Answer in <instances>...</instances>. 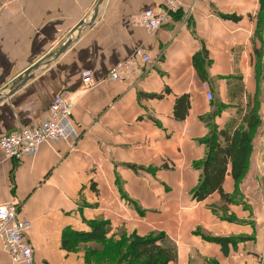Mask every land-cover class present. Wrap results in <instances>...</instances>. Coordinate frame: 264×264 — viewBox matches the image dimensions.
Listing matches in <instances>:
<instances>
[{
    "label": "crops",
    "instance_id": "0c3cea01",
    "mask_svg": "<svg viewBox=\"0 0 264 264\" xmlns=\"http://www.w3.org/2000/svg\"><path fill=\"white\" fill-rule=\"evenodd\" d=\"M163 1L104 0L96 19L77 27L90 23L99 0H0V138L42 122L61 92L75 102L80 134L23 159L0 148V203L14 201L19 219L32 223L36 264H85L62 237L97 219L111 234L164 231L178 249L172 264H264V0H183L156 32L133 23ZM139 46L154 57L152 67L141 66L135 83L108 79ZM84 70L94 84L83 82ZM184 95L190 105L179 119ZM238 101L261 118L248 172L238 188L226 177L223 188L234 195L227 208L218 192L197 201L205 140L212 126L233 123ZM0 264H15L1 241Z\"/></svg>",
    "mask_w": 264,
    "mask_h": 264
},
{
    "label": "trees",
    "instance_id": "16d2710c",
    "mask_svg": "<svg viewBox=\"0 0 264 264\" xmlns=\"http://www.w3.org/2000/svg\"><path fill=\"white\" fill-rule=\"evenodd\" d=\"M226 17L233 20L241 18L236 15ZM189 105L187 95L178 98L175 105L176 117L184 119ZM216 115L217 112L213 114ZM232 122L224 129L212 126L205 140L208 153L199 164L203 172L199 185L193 192V198L197 201L206 200L218 192L223 201L222 206L227 208L234 202V195L226 193L223 188L226 177L232 175L238 188L248 172L253 139L261 118L256 109H251V105L238 101L237 113ZM117 238L115 234H111V226L107 221L97 219L91 222L89 230L79 231L70 227L65 229L62 244L64 249L72 251L79 242L101 243L102 248H97V252L113 255L116 264H172L178 260L177 245L164 231L140 235L122 229ZM224 249L227 252L226 247Z\"/></svg>",
    "mask_w": 264,
    "mask_h": 264
},
{
    "label": "built area",
    "instance_id": "2783aa9c",
    "mask_svg": "<svg viewBox=\"0 0 264 264\" xmlns=\"http://www.w3.org/2000/svg\"><path fill=\"white\" fill-rule=\"evenodd\" d=\"M183 0H164L161 5L152 6L133 19V23L142 26L150 33L156 32L172 21L183 8ZM154 57L142 46L137 47L126 59L119 61L108 72L112 81L135 83L141 66L144 71L152 67ZM83 82L90 86L95 80L91 70L82 73ZM209 100L214 98L209 81L204 82ZM75 102L66 92L59 93L52 102L42 122L3 135L0 148L10 159H23L35 156L42 144L57 139L76 142L80 137L73 123ZM17 203H0V241L15 264H36L35 249L27 239L32 223L18 217Z\"/></svg>",
    "mask_w": 264,
    "mask_h": 264
},
{
    "label": "rangeland",
    "instance_id": "374dc122",
    "mask_svg": "<svg viewBox=\"0 0 264 264\" xmlns=\"http://www.w3.org/2000/svg\"><path fill=\"white\" fill-rule=\"evenodd\" d=\"M98 220H100V219H98ZM121 232H122V230L120 229L113 234H115V236L119 238V235ZM103 246H105V245H103ZM100 247L102 248V244L98 243V242H94V241L79 242L74 246L73 250L69 251V252L70 253L72 252L71 255H76L79 257L81 256L83 258V261L85 262V264H101V263L116 264L115 258L113 257V255L111 256L109 254L107 256V254H105V253L102 254L103 252H97V248L99 249ZM70 253H69V255H70Z\"/></svg>",
    "mask_w": 264,
    "mask_h": 264
},
{
    "label": "water",
    "instance_id": "95a60500",
    "mask_svg": "<svg viewBox=\"0 0 264 264\" xmlns=\"http://www.w3.org/2000/svg\"><path fill=\"white\" fill-rule=\"evenodd\" d=\"M104 0H99L97 6L94 9L93 15H92V19L90 20V23H87L86 20H82L77 27L81 26V25H85V24H91L92 21H94L98 15V11H99V5L103 2ZM72 43V40L69 38L67 40V42L64 44V46L61 48L59 54L63 53L64 51L67 50V48L70 46V44ZM42 65V63H38L35 64L34 66L30 67L28 70H26L21 76H19L13 83V85L11 86L10 92L9 94L13 93V91L17 90L20 86H22L23 84H25L33 75V73L39 69V67ZM2 96V95H1ZM4 97V96H3Z\"/></svg>",
    "mask_w": 264,
    "mask_h": 264
},
{
    "label": "bare ground",
    "instance_id": "6f19581e",
    "mask_svg": "<svg viewBox=\"0 0 264 264\" xmlns=\"http://www.w3.org/2000/svg\"><path fill=\"white\" fill-rule=\"evenodd\" d=\"M31 227H32V226H31ZM30 229H31V228H30ZM30 229H29V230H30Z\"/></svg>",
    "mask_w": 264,
    "mask_h": 264
}]
</instances>
